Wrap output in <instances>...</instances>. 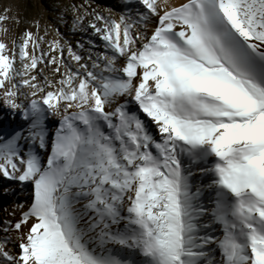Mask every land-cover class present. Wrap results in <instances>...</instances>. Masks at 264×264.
Returning a JSON list of instances; mask_svg holds the SVG:
<instances>
[{"label": "snow or ice", "instance_id": "snow-or-ice-1", "mask_svg": "<svg viewBox=\"0 0 264 264\" xmlns=\"http://www.w3.org/2000/svg\"><path fill=\"white\" fill-rule=\"evenodd\" d=\"M10 11L0 264H264V0Z\"/></svg>", "mask_w": 264, "mask_h": 264}, {"label": "rangeland", "instance_id": "rangeland-1", "mask_svg": "<svg viewBox=\"0 0 264 264\" xmlns=\"http://www.w3.org/2000/svg\"><path fill=\"white\" fill-rule=\"evenodd\" d=\"M72 0H0V14H4L6 8H11L7 14L13 18L19 16L21 20L25 16L29 18H41L43 22L49 24L55 23V17L58 12ZM80 2V0H76ZM57 6L55 9L53 6ZM11 23V22H9ZM24 25L21 24L20 30L23 31ZM61 32H66L61 26ZM54 36V32H53ZM0 215H2V206L0 200Z\"/></svg>", "mask_w": 264, "mask_h": 264}, {"label": "bare ground", "instance_id": "bare-ground-1", "mask_svg": "<svg viewBox=\"0 0 264 264\" xmlns=\"http://www.w3.org/2000/svg\"><path fill=\"white\" fill-rule=\"evenodd\" d=\"M99 2H100L102 5H104V6H109V5L114 4L115 0H99ZM62 28H63L64 31L67 32V29H66V28H64L63 26H62ZM0 200H1V206H2V209H5V208H7V207L9 206L7 201H5V200H3V199H0ZM3 214H4V213H3V211H2V215H3Z\"/></svg>", "mask_w": 264, "mask_h": 264}]
</instances>
